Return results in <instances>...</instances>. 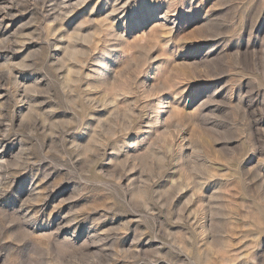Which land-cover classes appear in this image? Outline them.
<instances>
[{
    "label": "rangeland",
    "instance_id": "374dc122",
    "mask_svg": "<svg viewBox=\"0 0 264 264\" xmlns=\"http://www.w3.org/2000/svg\"><path fill=\"white\" fill-rule=\"evenodd\" d=\"M0 264H264V0H0Z\"/></svg>",
    "mask_w": 264,
    "mask_h": 264
}]
</instances>
